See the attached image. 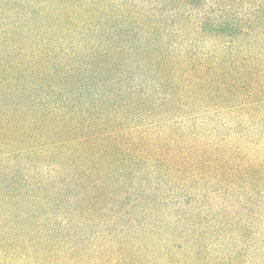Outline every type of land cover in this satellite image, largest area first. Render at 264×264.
I'll return each mask as SVG.
<instances>
[{"label": "rangeland", "instance_id": "rangeland-1", "mask_svg": "<svg viewBox=\"0 0 264 264\" xmlns=\"http://www.w3.org/2000/svg\"><path fill=\"white\" fill-rule=\"evenodd\" d=\"M6 1L9 0H0V66L7 63V55L11 51L15 53L10 59L14 62L21 60L19 50L26 52L23 59L26 55L32 58L39 51L45 54L59 52L58 62L70 65L73 62L69 63L70 57L66 52L72 46L77 45L88 33L94 34L95 40L106 33L110 35L118 31L121 25L118 24L123 20L121 14L125 11L131 24H135L132 21L134 18L143 25L142 42L155 47L161 54L175 58V32L181 29L186 31V38L191 39L189 43L194 44V48L201 52H213L216 48L211 43L200 41L197 35H192L191 32L196 28L195 20L222 8L240 18L245 11L252 9L253 4L264 0H102L94 7L96 15L85 18L84 24L63 31L51 28L45 35L36 33L56 13L37 9V13L45 16L42 22L38 14L26 18L22 11L34 10L38 4L35 1L46 0H14L15 6L10 8ZM105 6L109 13L103 14L102 8ZM109 24L113 27H108ZM76 32L82 35L81 38L74 35ZM257 32H263L262 28ZM91 46L90 43L82 44L74 51ZM176 46L183 49L186 44ZM257 46L258 49H264V36ZM13 64L16 66V63ZM156 81L152 72L143 74L137 80L130 75L125 83H114L112 79L85 92H79L81 90H78L77 83L74 96L62 97L65 98L64 105L59 107L52 125L36 119L37 107L31 102L41 97L55 98V95H62L60 92L53 94L51 88L36 86L31 93H24L14 99L17 102L14 110L22 114L16 124L20 130L25 129L29 123L35 132L38 129L48 131L51 141L53 138L68 140V118L74 106L71 103L75 102L77 110L88 113L98 109L99 114L109 116L119 126L132 128L140 125L144 136L142 144L147 150L146 159L139 160L131 177L126 176L125 172L118 173L116 176L124 177H115L98 189L105 195L101 198V204L95 205L88 202L91 189L81 183L73 175L74 172L62 170L65 163L52 172L44 167L57 160H72L62 159L63 153L73 149L72 146H49L44 152L35 154L37 150L31 152L29 149L34 146L33 135L25 140H13L15 147L7 150L14 154L3 160H21L23 163L15 164V167L11 161L1 163L0 178L7 173L13 175L14 179L28 177L27 170H36L33 176H29L41 184L39 193L36 191L35 194H44L53 205L47 209L37 203L35 197L27 205L26 200H23L21 205L12 203L0 208V246L6 245L11 250L20 238L22 232L18 228L10 229L14 223L17 227L23 225L31 230L23 239L24 242L17 246L21 251L12 253V259L7 260V264H175L177 260H188L192 252L199 250L203 253L200 262L209 264V258L220 248L222 254L226 255L228 250L238 248L241 244L235 247L232 237H226L224 241L220 235L221 230L234 231L239 222V226L243 223L247 229L253 225L258 229L255 223L259 206L254 208L240 201L228 203L221 186L211 184L200 172L198 174L189 169L184 163L179 164V160H165L166 156L175 159V148L182 140L189 150L199 147L206 149L204 137L210 136L216 128V116L213 114L215 108L203 102L194 104L186 101L182 108H175V91L163 90L157 93L153 88ZM134 83L137 86L135 96L141 98L142 95V98L138 104L129 103L131 108L128 109L125 103L131 98L130 91ZM80 84L85 83L80 80ZM169 93L172 95L168 96ZM120 94H125L121 104L110 103V106L105 107V99ZM96 96L99 100L91 99ZM3 98L6 99V96L0 93V100ZM57 127L63 129L57 130ZM231 134H235L233 129ZM6 148H0V152ZM24 160L37 161L30 165V162ZM5 167L7 169H3ZM227 191L234 196L238 193ZM91 212L96 213L91 216ZM253 216L254 220L251 219ZM16 218H19L18 222ZM23 244L47 249L41 256L37 251H25ZM248 254L251 255L250 250ZM0 264H6V260L0 258Z\"/></svg>", "mask_w": 264, "mask_h": 264}, {"label": "trees", "instance_id": "trees-1", "mask_svg": "<svg viewBox=\"0 0 264 264\" xmlns=\"http://www.w3.org/2000/svg\"><path fill=\"white\" fill-rule=\"evenodd\" d=\"M55 1H35L38 4H35L34 10L32 8L28 9L29 11H22V15L26 18L38 14L42 22L45 16L37 13V9L56 13L46 20V26L39 27L36 35L39 33L45 35L51 28H59L63 31L71 26L78 27L79 24H84L85 18L96 15L94 7L102 0ZM14 2L9 0L6 4L10 8L15 6ZM19 9L20 7L18 11ZM102 9L103 14L109 13L106 6ZM250 12L252 14H249ZM126 15H128L126 11L122 12L123 20L118 24V26L121 24L118 31L111 32L110 35L106 33L95 40L92 33L82 37L77 45L66 52L70 57L69 63L73 62L70 65L67 62H58L59 52L52 51L45 54L39 51L36 56L30 58L26 55L23 59L26 52L19 50L18 56H22V59L18 62L10 59L15 51L9 52L7 63L0 66V93L6 96V99L0 100V148L7 147L5 150L14 148L13 140H25L31 135L34 146L29 149L31 152L33 149L37 150L35 154L44 152L49 146L69 144L73 149H67L62 159H73L57 160L44 166L45 169L52 172L65 163L62 165V170L74 172L73 175L91 189L88 202L100 205L101 198L105 194L98 189L105 182L120 177L121 175L116 176L118 173L125 172L126 176L131 177L139 160L146 159L147 149L142 144L144 138L142 127L119 126L109 116L99 114L98 109L86 113L77 110L76 103L72 102L74 106L68 118L70 127L66 131L68 140L53 138L51 141L48 131L38 129L35 132L29 123L23 130L16 127L22 114L15 111L17 102L14 99L24 93H31L34 91L32 88L36 86L43 89L51 88L53 94L60 92L62 95H55V98L41 97L38 101L31 102L37 107L36 119L52 125L60 110L59 107L64 105V99L77 93L74 91L77 83H79L78 90H81L79 92H85L112 79L114 83L122 84L128 81L130 75L137 80L143 74L152 72L157 79L153 85L157 93L163 90L175 91V108H182L186 101L194 104L203 102L215 108L213 114L216 116V128L212 130L210 136L204 137L206 149L199 147L189 150L183 145L184 140H182L175 148V159L166 156L165 160H179V164L184 163L189 169L197 171L198 174L200 172L211 184L221 186L228 203L240 201L254 208L259 206L255 223L258 229L254 225L247 229L243 223L239 226V222L234 231L221 230L220 235L223 236L224 241L226 237H232L235 247L238 243L241 244L238 248L228 250L226 255L222 254L223 250L220 248L209 258L208 263L264 264V225H262L264 223V49H258L257 46L264 36V1L253 4L252 9L249 12L245 11L240 18L232 16L222 8L196 19V28L191 32L192 35H197L200 41L211 43L216 48L213 52L210 50L201 52L198 48H194V44L189 43L191 39L186 38L184 29L176 31L175 58L161 54L155 47L142 42L143 25L134 18L132 21L135 24H131ZM108 27L112 28L113 25L109 24ZM261 28L263 32L258 33V29ZM74 35L80 36L79 38L82 36L78 32ZM89 43L92 44L91 47L74 51L78 46ZM181 43L186 44L183 49L176 46ZM13 63H16V66ZM80 80L85 84H80ZM136 89L134 83L131 86V98L126 102L127 104L125 103L128 109L131 108L129 103L138 104L142 98V95L141 98L135 96ZM63 96L65 98H62ZM124 98L125 94H120L105 99V107L110 106V103L121 104ZM91 99L99 100L97 96ZM58 129L63 128L57 127ZM231 129L235 134H231ZM4 151L0 152V164L11 161L15 167V164L23 163L21 160H3L14 154L12 151ZM24 161L32 165L37 160ZM25 165L28 164L25 162ZM35 171L27 170L28 177L22 176L17 179L8 173L1 176L0 208L12 203L21 205L23 200H26L27 205L28 201L35 197L37 198L35 201L43 204L47 209L53 205L44 194H38L41 184L33 180V177H29L33 176ZM227 190L238 193L234 196ZM96 212L89 214L94 216ZM83 213L88 214V212ZM16 219L18 222L19 218ZM251 219L254 220L255 217ZM15 224L10 229L18 228L22 232L15 242L17 245L14 244L12 251L6 245L0 246V258L6 260V264L7 260L12 259V253L21 251L17 246L24 242L23 239L27 234L31 233L27 226L17 227ZM23 247L27 252L37 251L41 256L47 249L31 244H23ZM248 250L251 251V255H247ZM192 253L188 260L183 262L177 260L175 264H204L200 262L203 256L201 250Z\"/></svg>", "mask_w": 264, "mask_h": 264}]
</instances>
